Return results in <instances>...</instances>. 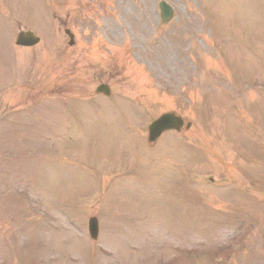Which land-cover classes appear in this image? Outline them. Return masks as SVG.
<instances>
[{"label":"rangeland","instance_id":"374dc122","mask_svg":"<svg viewBox=\"0 0 264 264\" xmlns=\"http://www.w3.org/2000/svg\"><path fill=\"white\" fill-rule=\"evenodd\" d=\"M158 1L0 0V264H264V0Z\"/></svg>","mask_w":264,"mask_h":264},{"label":"water","instance_id":"95a60500","mask_svg":"<svg viewBox=\"0 0 264 264\" xmlns=\"http://www.w3.org/2000/svg\"><path fill=\"white\" fill-rule=\"evenodd\" d=\"M38 42H39V39L34 37V35L31 33H20L18 36V40H17L18 45H24V46H32V45L37 44ZM173 119H174L173 117L169 116V117L163 118L161 121H159L158 123L153 125V127L151 129V135L152 136L156 135L157 131L159 130V128L162 125L170 124ZM176 125H177V128L181 125V122L179 119L176 120ZM151 140H152V138H151ZM97 230H98L97 220L92 219L90 221V231H91V235L94 239L97 237Z\"/></svg>","mask_w":264,"mask_h":264}]
</instances>
